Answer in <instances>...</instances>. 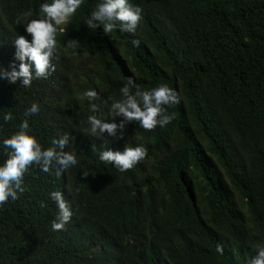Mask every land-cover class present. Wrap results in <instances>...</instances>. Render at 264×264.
Returning a JSON list of instances; mask_svg holds the SVG:
<instances>
[{"label":"trees","instance_id":"16d2710c","mask_svg":"<svg viewBox=\"0 0 264 264\" xmlns=\"http://www.w3.org/2000/svg\"><path fill=\"white\" fill-rule=\"evenodd\" d=\"M43 2L0 0V164L10 152L3 140L22 121L42 150L77 162L26 167L17 198L0 204V264H249L264 246V0H131L142 10L134 35L90 27L100 0H82L58 26L47 78L10 83L14 39L30 42L23 25ZM129 80L130 93H176L163 106L170 122L92 134L89 115L121 123L109 107ZM65 136L62 149L52 143ZM137 146L147 154L124 172L99 160ZM56 191L72 215L53 231Z\"/></svg>","mask_w":264,"mask_h":264},{"label":"clouds","instance_id":"9594fccd","mask_svg":"<svg viewBox=\"0 0 264 264\" xmlns=\"http://www.w3.org/2000/svg\"><path fill=\"white\" fill-rule=\"evenodd\" d=\"M82 0H44L39 5L38 18L29 20L24 27L26 34L30 35V42L23 36L17 35L14 39L16 59L20 61L18 70L8 73V80L14 83L21 80L23 86H28L33 78H47L50 58L56 51V33L58 26L66 22L80 7ZM141 8L131 3V0H100L94 10L89 13L87 24L93 28H101L103 33H111L118 29L121 33L134 35L138 22L141 20ZM42 14V15H40ZM62 31V29H60ZM76 41H69L72 47ZM132 45L138 46L139 41L133 39ZM34 74V76H33ZM132 81L120 88L121 99L112 101L109 107V116L122 117L118 125L109 120L104 122L94 115L87 117L88 131L92 134L107 132L110 136L115 135L117 130L123 127L124 121H136L142 129H152L159 125L163 127L169 123L172 117L165 114V108L176 104V93L166 85H158L150 90H136L130 93ZM83 96L89 102L91 112H96L99 105L95 103L99 99L95 90L88 89ZM111 99V98H109ZM37 104H31L28 113H36ZM26 113V115L28 114ZM10 114L4 115V121L10 119ZM28 123L22 121L19 131L4 139L2 146L9 149L8 158L0 164V204L11 198H17L13 187H19L21 178L26 167L34 161H43L45 165L42 171H48V162L57 161L61 169H66L76 164L72 153L57 152L53 147L41 149L36 139L27 133ZM67 137L59 141H53L62 149ZM146 149L142 146L135 148L125 147L122 152L104 150L99 153V160L109 162L120 172L132 169L146 156ZM49 198L55 202L58 213L51 222L53 231L60 230L69 222L72 212L61 192H51ZM220 251L219 247L217 248ZM255 255L251 257L249 264H264V246L257 244L254 248Z\"/></svg>","mask_w":264,"mask_h":264}]
</instances>
